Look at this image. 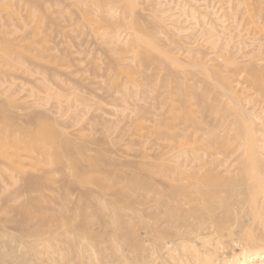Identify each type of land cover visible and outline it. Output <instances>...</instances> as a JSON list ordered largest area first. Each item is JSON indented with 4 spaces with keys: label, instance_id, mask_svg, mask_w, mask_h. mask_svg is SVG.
Segmentation results:
<instances>
[{
    "label": "rangeland",
    "instance_id": "1",
    "mask_svg": "<svg viewBox=\"0 0 264 264\" xmlns=\"http://www.w3.org/2000/svg\"><path fill=\"white\" fill-rule=\"evenodd\" d=\"M263 210L264 0H0V264H264Z\"/></svg>",
    "mask_w": 264,
    "mask_h": 264
},
{
    "label": "bare ground",
    "instance_id": "2",
    "mask_svg": "<svg viewBox=\"0 0 264 264\" xmlns=\"http://www.w3.org/2000/svg\"><path fill=\"white\" fill-rule=\"evenodd\" d=\"M52 143V142H51ZM193 191H194V193L196 194V195H198V196H189L188 198L190 199V200H194V202L195 203H197L198 201H199V204L201 203L200 202V198H201V196L203 195H205V194H203V192L201 191V188L199 187V186H197V184L195 183V186H194V184H193ZM206 203H207V201L205 202V203H203V206H206V208H209V204H207L206 205ZM258 207V206H257ZM196 206H194V207H192V212H194L196 209ZM260 208V207H259ZM262 210V209H261ZM259 213H260V210L258 211ZM254 216V218H256V220L258 221V222H260V224H261V222H263L264 223V210H263V214L262 215H256V214H254L253 215ZM203 219V218H202ZM196 220H200V219H196ZM181 221H184V218L183 217H181ZM201 221H204V220H201ZM201 221H199V222H201Z\"/></svg>",
    "mask_w": 264,
    "mask_h": 264
}]
</instances>
